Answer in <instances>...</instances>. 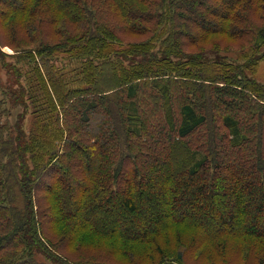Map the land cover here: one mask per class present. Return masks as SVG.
Returning <instances> with one entry per match:
<instances>
[{
  "label": "trees",
  "instance_id": "trees-1",
  "mask_svg": "<svg viewBox=\"0 0 264 264\" xmlns=\"http://www.w3.org/2000/svg\"><path fill=\"white\" fill-rule=\"evenodd\" d=\"M0 23L30 69L0 49L24 106L0 110V264H264V0H0Z\"/></svg>",
  "mask_w": 264,
  "mask_h": 264
},
{
  "label": "rangeland",
  "instance_id": "rangeland-1",
  "mask_svg": "<svg viewBox=\"0 0 264 264\" xmlns=\"http://www.w3.org/2000/svg\"><path fill=\"white\" fill-rule=\"evenodd\" d=\"M0 25H1V23H0ZM143 38L133 37V38H131V41L132 42L133 41H140ZM4 41H6V39ZM1 42H3V41H1ZM3 44H5V42H3ZM203 46L207 47V46H210V44L206 43ZM239 48H238V46H236L235 51L232 53H228L227 56L229 58L235 59L237 62L241 63V62H243V60H245L244 55L246 53L244 55H242V52L239 50ZM0 49L4 54H6L4 59L6 60V62H10V65L22 64V66H24L26 70H28V71L30 70L29 69V61L27 60V58L25 56L14 57V55H13V54L19 53L21 51H23L25 54L26 50H16V49H13V48H11L9 46H5V45L2 48L0 47ZM30 51L35 53L33 48L30 49ZM252 77L254 79H256L257 81H259L260 83H264V60L260 61L255 66ZM21 79L22 78L19 77V80H21ZM16 97H17V100H15ZM20 101H22V100L19 97V89H18V84L15 81V77L8 74L7 70L4 68L2 62L0 61V110L2 113V121L6 124L7 127H11L12 125H14V123L17 121V119L20 117L21 113L23 112L24 106H22ZM24 123H25V129H28L29 125H30V117L27 116V114H26V118L24 120ZM196 139H197V136H196ZM65 202L66 201L64 199L62 201V204H65ZM204 224H206L208 226L210 223L204 222ZM191 235H192L191 231L182 232V238L186 241V243H188V240L190 239ZM162 243L165 245H169V246L178 245L177 242L173 238L167 239V241H164V242L162 241ZM201 248H203V246H201ZM70 254L72 255V257H74V256H76V251H74V250L70 251ZM193 258H195L193 256V254H191V253L187 254L186 255L187 264H195L192 262V261H194ZM38 259L42 260V258H38ZM196 261H198V264H210L207 257H201L200 259L197 258ZM212 264H214V262ZM216 264H220V262L217 261Z\"/></svg>",
  "mask_w": 264,
  "mask_h": 264
}]
</instances>
